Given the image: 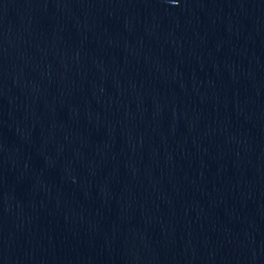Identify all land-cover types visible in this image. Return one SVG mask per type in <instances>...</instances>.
Masks as SVG:
<instances>
[{
  "label": "water",
  "instance_id": "1",
  "mask_svg": "<svg viewBox=\"0 0 264 264\" xmlns=\"http://www.w3.org/2000/svg\"><path fill=\"white\" fill-rule=\"evenodd\" d=\"M0 264H264V0H0Z\"/></svg>",
  "mask_w": 264,
  "mask_h": 264
}]
</instances>
